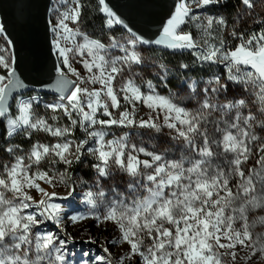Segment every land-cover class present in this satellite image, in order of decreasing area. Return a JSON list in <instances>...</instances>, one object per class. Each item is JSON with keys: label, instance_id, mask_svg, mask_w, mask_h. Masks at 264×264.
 Segmentation results:
<instances>
[{"label": "snow or ice", "instance_id": "snow-or-ice-1", "mask_svg": "<svg viewBox=\"0 0 264 264\" xmlns=\"http://www.w3.org/2000/svg\"><path fill=\"white\" fill-rule=\"evenodd\" d=\"M222 2L174 0L158 33L146 38L108 0H97L105 27L120 26L126 32L122 39L110 36L106 45L81 30L82 0H56L66 6L56 8L55 22L48 21L57 63L51 82L41 88L56 94V102L44 107L61 113L67 125L37 115L41 97L25 92L29 84L17 72L12 41L0 24V36L7 41L0 46L5 135L31 138L43 132L54 138L33 143L27 152L19 144L5 148L13 160L0 165V264H69L72 237L65 229V208L56 201L73 195L76 181L69 170L86 156L95 161L97 184L116 173L129 178L127 191L113 187L111 198L103 189L88 191L84 203L90 215L67 217L73 225L88 219L97 228L115 225L119 236L108 243L128 245L115 264H236L238 249L247 250L239 257L245 264H264V136L257 132L264 131V17L255 21L261 29L247 36L233 26L230 35L239 43L229 48L223 38L228 22L194 12ZM258 3L264 5V0H239L237 20L254 17ZM190 25L200 30L199 39L186 30ZM153 45L187 51L201 67L223 66L226 80L236 87L230 88L220 75L202 87L190 80L191 109L175 102L174 94H158L151 80L144 91L137 69L145 65L142 46ZM159 67L166 76L165 65ZM242 94L246 98H237ZM141 106L149 110L147 119L138 117ZM57 119L51 116V121ZM113 127L156 133L166 128L180 144L179 156L138 147L127 133L108 139ZM77 128L85 133L79 141L70 139ZM57 184L65 187V196L54 190ZM46 222L59 233L45 231ZM103 251L106 255L96 256L95 264H113V253L107 247Z\"/></svg>", "mask_w": 264, "mask_h": 264}, {"label": "rangeland", "instance_id": "rangeland-1", "mask_svg": "<svg viewBox=\"0 0 264 264\" xmlns=\"http://www.w3.org/2000/svg\"><path fill=\"white\" fill-rule=\"evenodd\" d=\"M238 4L236 0H223L220 4L209 5L204 9H195L194 12L199 13L203 17H213L219 18L223 17L228 22V28L224 30L223 38L229 48H234L238 40L233 39L230 32L235 26L237 32H244L247 36L252 32L259 31L261 25L256 20L264 17V5L257 4L254 17H244L241 20H237V14L240 11L239 0ZM84 5L82 10V23L79 25L81 30L87 33L90 38L100 40L104 44H109L110 36H115L117 39H122L126 32L120 26H116L113 29H108L104 25V17L97 10V0H82ZM49 10V20L55 22L57 19L56 8L60 7L62 10L63 5H58L56 0H51ZM231 4L236 5L235 9H227ZM229 5V6H228ZM228 6V7H227ZM93 13L97 14L98 18H94L90 15ZM89 15V17H87ZM70 27H76V25L69 24ZM186 30L191 31L197 39L201 37V32L195 25H190ZM51 33V32H50ZM52 35V34H51ZM0 46H7V41L4 36H0ZM53 48V47H52ZM54 50V48H53ZM115 51V50H113ZM143 55L145 57V65L140 66L137 71L140 72V78H138L137 83L141 85L144 91H147V81L151 80L156 88L158 94L163 96L175 95V102L181 104L182 106H187L190 109L195 106V101L189 100L188 97L191 95L190 89L187 88V83L190 80H197L200 82L201 87L205 82L210 80L214 75H220L221 78L229 83L230 88H235L231 82L226 80V72L223 66H208L201 67L199 63L195 62V57L189 52H173L171 50L163 49L161 47L155 46H142ZM55 53V50H54ZM118 54V53H116ZM56 56V54H55ZM57 61V56H56ZM164 64L166 68V76L164 75V70H162L159 65ZM181 64H188L189 69H183L180 67ZM78 70H80L82 75H86V72L81 65H74ZM164 76V79L161 77ZM89 87H99V85H89ZM29 95H39L41 97V102L37 108V115L49 119L51 123H59L61 125L69 124L66 117H63L61 113H52L46 110L45 104H52L56 102V95H50L42 92L35 91H25ZM27 98V96H25ZM237 98H246V94H242ZM115 111V110H114ZM149 110L140 107L138 112V117H143L147 119ZM56 115L58 117L57 121H51V116ZM101 119H107L106 117H100ZM0 165L13 160V156L5 151L6 147L19 144L21 146L22 152H27L33 143H51L54 142V138L48 136L46 133L37 132L33 133L31 138L24 136H13L6 137L5 129L6 122L0 123ZM108 139H112L114 136L119 137L128 134L129 141L136 144L138 147H144L148 151H155L159 153H166L170 156L178 157L180 144L177 141L171 139L169 135V130L164 129L160 133H156L154 130L142 129L139 127L134 128H119L113 127L108 130ZM259 135L264 136V131L257 129ZM76 139L77 141L85 138V133L77 128L70 139ZM91 143V142H90ZM141 158H144L141 154ZM95 161L91 156H86L82 158L81 163H75L69 170L72 180L76 181L73 185L75 189L73 195L68 197L66 200H57L65 208V229L67 233H70L72 239L67 245V260L69 264H95L94 258L98 255H106L103 249L107 247L110 252L113 253V264L121 255H124L128 248V245L122 244L120 246H114L108 243L109 240L115 239L119 236V231L111 222L106 225H101L100 228L96 227V221L93 219H88L80 222L79 224L73 225L70 220H67L68 216L79 215V214H89V206L84 203L85 194L88 191L98 192L103 189L106 197L111 198L112 188L118 187L120 191H127V184L129 178L122 174L116 173L114 178L105 180L100 178L99 184H97V174L92 164ZM255 164V160H250L248 167ZM46 167V166H45ZM60 171L64 170L63 165H57ZM71 183V181H69ZM53 190V189H50ZM60 196L66 195V189L63 185L57 184L54 189ZM33 194L39 198L38 194ZM101 211L103 208L101 206ZM45 231L59 233V229L51 222H46L44 227ZM95 240V243L90 242ZM224 251V250H222ZM247 250L238 249V258L236 264H245L243 259L239 257L246 255ZM228 259V258H226ZM127 264V262H126ZM251 264V262H249Z\"/></svg>", "mask_w": 264, "mask_h": 264}, {"label": "water", "instance_id": "water-1", "mask_svg": "<svg viewBox=\"0 0 264 264\" xmlns=\"http://www.w3.org/2000/svg\"><path fill=\"white\" fill-rule=\"evenodd\" d=\"M50 2L51 0H0V24L4 26L7 38L12 41L17 72L29 84L25 91L53 95L54 93L41 88L42 84L51 82L57 63L48 24ZM108 2L130 27L146 38H154L172 11L174 0Z\"/></svg>", "mask_w": 264, "mask_h": 264}, {"label": "trees", "instance_id": "trees-1", "mask_svg": "<svg viewBox=\"0 0 264 264\" xmlns=\"http://www.w3.org/2000/svg\"><path fill=\"white\" fill-rule=\"evenodd\" d=\"M234 4H238V1L236 0V3H234ZM234 4H231L230 6L228 5L229 7L227 6L228 7L227 9H230V10L235 9L236 8V5H234ZM90 15L92 17H94L95 19L98 18V15L97 14L94 15L93 13H90ZM87 17H89V15H87ZM0 127L3 128L2 127V124H0Z\"/></svg>", "mask_w": 264, "mask_h": 264}]
</instances>
